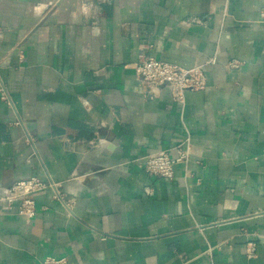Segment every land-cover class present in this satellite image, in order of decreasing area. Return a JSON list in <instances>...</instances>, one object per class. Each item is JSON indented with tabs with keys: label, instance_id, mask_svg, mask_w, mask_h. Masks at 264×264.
Listing matches in <instances>:
<instances>
[{
	"label": "crops",
	"instance_id": "0c3cea01",
	"mask_svg": "<svg viewBox=\"0 0 264 264\" xmlns=\"http://www.w3.org/2000/svg\"><path fill=\"white\" fill-rule=\"evenodd\" d=\"M263 11L264 0H0V199L37 177L73 201L68 212L38 191L26 220L0 200V264H264ZM139 55L216 63L178 103L136 78ZM177 145L190 153L172 179L144 171L147 153Z\"/></svg>",
	"mask_w": 264,
	"mask_h": 264
},
{
	"label": "built area",
	"instance_id": "2783aa9c",
	"mask_svg": "<svg viewBox=\"0 0 264 264\" xmlns=\"http://www.w3.org/2000/svg\"><path fill=\"white\" fill-rule=\"evenodd\" d=\"M261 15H264V11ZM215 63L216 56L213 55L204 57L186 68L152 56L139 55L137 61L132 64V68L136 78L151 87V92L167 87L173 100L182 103L187 91H201L205 88L206 69ZM228 65L236 68L238 61H229ZM0 93L1 99L9 104V97L2 86H0ZM25 141L32 142L30 135L25 137ZM187 147L188 145L183 149L181 145H177L174 149H156L147 153L142 157L144 171L151 176L172 179L175 165L186 162L189 157L190 150ZM170 150L176 152L175 156L170 155ZM45 189L50 191L52 199L58 201L68 212L71 211L73 201L60 190L59 183L51 179L41 180L37 177L20 179L12 184L7 194L0 200L5 203L9 211H13L23 219L30 220L36 213L34 194ZM245 252L249 256H255V243H247ZM40 264L70 263L65 256L48 255L41 260Z\"/></svg>",
	"mask_w": 264,
	"mask_h": 264
}]
</instances>
